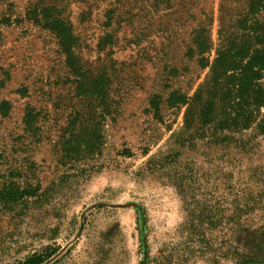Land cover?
<instances>
[{
    "label": "rangeland",
    "instance_id": "obj_1",
    "mask_svg": "<svg viewBox=\"0 0 264 264\" xmlns=\"http://www.w3.org/2000/svg\"><path fill=\"white\" fill-rule=\"evenodd\" d=\"M250 1L0 0V264H208L191 218L225 160L181 102Z\"/></svg>",
    "mask_w": 264,
    "mask_h": 264
},
{
    "label": "trees",
    "instance_id": "obj_2",
    "mask_svg": "<svg viewBox=\"0 0 264 264\" xmlns=\"http://www.w3.org/2000/svg\"><path fill=\"white\" fill-rule=\"evenodd\" d=\"M45 3L36 4L27 14L50 13L52 8ZM262 14L264 0H251L242 22L247 34L240 42L223 41L210 78L195 98L181 102L187 105L185 130L197 126V141L218 150L215 159L225 160L214 174L218 182L215 191L212 188L209 197L197 201V218L188 214L196 224L194 228L197 226V259L208 264L223 260L264 264V22L259 20ZM41 21L52 32L65 25L53 13ZM72 40L70 33L64 36L62 45L71 56ZM207 53L197 52L202 66L208 62L204 57ZM218 173L228 175L217 176ZM204 176L197 178V190H208ZM227 185L228 192L223 194ZM207 231L220 233L215 242L206 241Z\"/></svg>",
    "mask_w": 264,
    "mask_h": 264
}]
</instances>
